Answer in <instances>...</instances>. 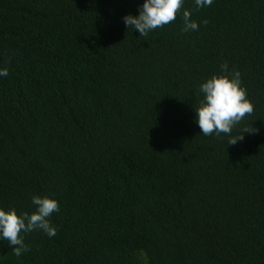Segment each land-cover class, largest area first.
I'll use <instances>...</instances> for the list:
<instances>
[{
    "label": "trees",
    "instance_id": "trees-1",
    "mask_svg": "<svg viewBox=\"0 0 264 264\" xmlns=\"http://www.w3.org/2000/svg\"><path fill=\"white\" fill-rule=\"evenodd\" d=\"M144 2L0 0V208L60 205L0 264H264V0H184L198 30L140 36ZM224 63L254 105L232 135L258 129L235 145L194 110Z\"/></svg>",
    "mask_w": 264,
    "mask_h": 264
},
{
    "label": "clouds",
    "instance_id": "clouds-1",
    "mask_svg": "<svg viewBox=\"0 0 264 264\" xmlns=\"http://www.w3.org/2000/svg\"><path fill=\"white\" fill-rule=\"evenodd\" d=\"M212 3L213 0H195L197 9L211 6ZM183 5L184 0H145L139 15L129 14L123 19L128 29L138 31L140 36H147L149 32L174 22L183 10L182 31L198 30L199 23L191 19V10L184 9ZM208 22L207 19L203 20L205 25ZM221 68L225 74L213 75L200 85L199 93L203 94V98L199 99L194 110L202 134H215L218 137L224 134L229 136L227 145H235L244 139V133L255 134L258 131L253 126H244L238 135H232L233 128L253 113L254 105L248 99L246 89L241 86L240 72L228 74L227 63L222 64ZM7 75L6 68L0 70V76ZM32 204L35 210L31 213L24 211L18 214L14 207L8 210L0 208V239L9 242L16 256L30 250L21 233L41 230L51 238L57 232L49 218L54 212H59V202L47 195H34Z\"/></svg>",
    "mask_w": 264,
    "mask_h": 264
}]
</instances>
